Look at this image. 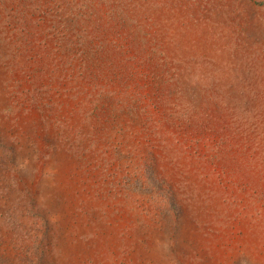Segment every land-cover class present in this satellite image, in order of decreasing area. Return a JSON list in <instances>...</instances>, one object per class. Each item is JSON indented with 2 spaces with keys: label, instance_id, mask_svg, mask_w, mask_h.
Masks as SVG:
<instances>
[{
  "label": "rangeland",
  "instance_id": "rangeland-1",
  "mask_svg": "<svg viewBox=\"0 0 264 264\" xmlns=\"http://www.w3.org/2000/svg\"><path fill=\"white\" fill-rule=\"evenodd\" d=\"M0 264H264V0H0Z\"/></svg>",
  "mask_w": 264,
  "mask_h": 264
}]
</instances>
